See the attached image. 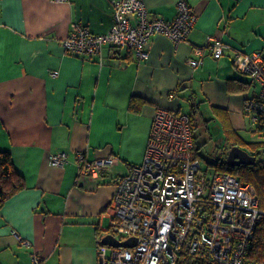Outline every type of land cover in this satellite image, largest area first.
I'll use <instances>...</instances> for the list:
<instances>
[{
	"label": "crops",
	"instance_id": "crops-1",
	"mask_svg": "<svg viewBox=\"0 0 264 264\" xmlns=\"http://www.w3.org/2000/svg\"><path fill=\"white\" fill-rule=\"evenodd\" d=\"M115 1L0 0V149L25 182L0 210V264H30L33 251L45 264H98L113 176L142 163L158 107L183 110L194 93L200 109L224 111L235 130L250 122L243 102L258 88L234 60L237 51L264 53V0H185L197 24L178 44L154 35L145 60L110 46L101 56L66 52L74 23L96 34L111 28ZM143 1L150 16L173 19L180 0ZM209 36L225 45L219 59ZM190 58L202 63L193 68ZM231 79L249 88L232 93ZM59 152L64 166L50 159ZM80 152L118 160L112 173L78 181Z\"/></svg>",
	"mask_w": 264,
	"mask_h": 264
},
{
	"label": "built area",
	"instance_id": "built-area-1",
	"mask_svg": "<svg viewBox=\"0 0 264 264\" xmlns=\"http://www.w3.org/2000/svg\"><path fill=\"white\" fill-rule=\"evenodd\" d=\"M114 4L111 28L96 34L74 23L62 41L66 52L101 56L104 47L110 46L132 50L137 59L145 60L154 35L178 44L198 21L185 0L178 2L173 19L150 16L143 0ZM133 15L136 23L131 21ZM207 44L216 59L225 54L221 39L209 36ZM234 61L254 87H260L244 98L243 108L252 124L264 126V53L237 51ZM201 63V59H189L193 68ZM58 74L51 71L53 77ZM194 135L188 112L157 108L144 159L127 173L113 176L115 191L106 211L111 223L104 235L112 234L119 241L135 238V244L115 247L103 244L100 237L98 264H179L183 255L202 264H264L247 259L250 242L264 218L255 187L231 172L209 174L196 156ZM50 159L64 166L67 153L52 154ZM117 160L116 156L89 160L80 152L77 180L112 173ZM30 264H45L38 251L30 254Z\"/></svg>",
	"mask_w": 264,
	"mask_h": 264
},
{
	"label": "trees",
	"instance_id": "trees-1",
	"mask_svg": "<svg viewBox=\"0 0 264 264\" xmlns=\"http://www.w3.org/2000/svg\"><path fill=\"white\" fill-rule=\"evenodd\" d=\"M249 88V83L244 80L231 79L228 82V91L232 93H243ZM190 108L193 131L197 127V113L200 111V100L196 98L193 93L190 98ZM132 107L135 105L132 102ZM215 113L223 118L225 128H228L227 132L231 135L237 136V130L231 127L228 117L224 111L219 109H214ZM258 130L264 131V126L260 124ZM195 134V132H194ZM195 138V135H194ZM239 138L234 137V142L232 146L238 144ZM197 146L195 140V153ZM218 171H227L239 177L243 182L251 183L258 194L260 200V207L264 210V171L263 166H260L257 163V160L254 164H242L239 166L229 165L226 161H220L217 163ZM245 168V170H242ZM258 171L263 176V178L256 176L253 172ZM247 173V174H246ZM249 174L252 177H249ZM25 188L24 177L21 172L16 168L12 154L7 150L0 149V210L4 205L10 200L15 194L20 192ZM247 259L250 261L264 263V218L260 221L257 230L250 242V246L247 253ZM179 264H202L196 261L193 257L189 255H183L180 258Z\"/></svg>",
	"mask_w": 264,
	"mask_h": 264
},
{
	"label": "rangeland",
	"instance_id": "rangeland-1",
	"mask_svg": "<svg viewBox=\"0 0 264 264\" xmlns=\"http://www.w3.org/2000/svg\"><path fill=\"white\" fill-rule=\"evenodd\" d=\"M257 88L260 87L257 86ZM183 110L188 113L191 112V108L187 104L184 105ZM196 122L197 127L194 131L196 152L203 168L209 174H214L218 170V162L227 160L234 137L239 138L236 146L246 150L250 155L256 156L257 163L263 166L264 171V131L258 130V125H254L250 121L245 129L237 131V136L231 135L227 132L228 128H225L223 118L215 112H210L206 107H202L197 113ZM253 173L263 178L260 172L255 171ZM249 177L252 175L249 174Z\"/></svg>",
	"mask_w": 264,
	"mask_h": 264
},
{
	"label": "water",
	"instance_id": "water-1",
	"mask_svg": "<svg viewBox=\"0 0 264 264\" xmlns=\"http://www.w3.org/2000/svg\"><path fill=\"white\" fill-rule=\"evenodd\" d=\"M256 159V156L250 155L246 150L235 145L231 147L226 162L232 166H239L242 164L252 165L256 162ZM101 242L115 247H129L135 244V238H131L127 241H119L114 235L106 234L102 237Z\"/></svg>",
	"mask_w": 264,
	"mask_h": 264
}]
</instances>
